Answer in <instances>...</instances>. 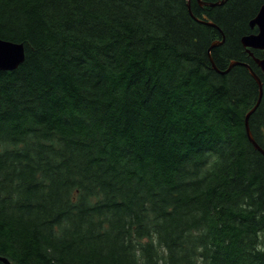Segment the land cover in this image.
Here are the masks:
<instances>
[{
    "label": "trees",
    "instance_id": "16d2710c",
    "mask_svg": "<svg viewBox=\"0 0 264 264\" xmlns=\"http://www.w3.org/2000/svg\"><path fill=\"white\" fill-rule=\"evenodd\" d=\"M262 5L190 0L211 27L187 0H0L24 49L0 71V257L264 264L258 86L219 73L259 77L264 150V51L240 43Z\"/></svg>",
    "mask_w": 264,
    "mask_h": 264
},
{
    "label": "water",
    "instance_id": "95a60500",
    "mask_svg": "<svg viewBox=\"0 0 264 264\" xmlns=\"http://www.w3.org/2000/svg\"><path fill=\"white\" fill-rule=\"evenodd\" d=\"M225 0H219L215 3H208V2H203L201 0H197V3L199 6H206V7H216V6H221L223 5ZM187 7L190 15L193 17L190 9V0H187ZM194 18V17H193ZM197 22L199 23H204L208 26L215 27L214 24L210 23L207 18L204 16L203 19L199 20L197 18H194ZM249 27L250 29L256 28V33L248 34L240 39V43L243 48L246 49V51L249 53L251 57H253L252 53L250 50H260L264 51V5H262L256 16L249 22ZM223 43L222 41H215L211 44V47L208 49V53H210L211 48L217 47ZM24 60V49L22 44H17L9 41H4L0 39V71H12L15 70ZM211 65L214 70L217 71V68L212 62V59L210 57ZM253 61L256 65V67L264 73V58L259 59V58H253ZM242 66L251 75V77L255 80L257 86H258V99L256 104L245 114L244 117V127H245V133L246 137L253 146L255 150H257L261 155L264 156V150L255 142V140L252 137V134L249 129L248 125V119L250 115L257 109L261 96H262V83L259 79V77L255 74V72L252 70V68L245 64V63H238V62H231L228 66V68L223 71L219 72L220 74L224 75L227 72L230 71V69L233 66ZM0 262L3 264H10L9 261L3 257H0Z\"/></svg>",
    "mask_w": 264,
    "mask_h": 264
},
{
    "label": "flooded vegetation",
    "instance_id": "af4514ba",
    "mask_svg": "<svg viewBox=\"0 0 264 264\" xmlns=\"http://www.w3.org/2000/svg\"><path fill=\"white\" fill-rule=\"evenodd\" d=\"M254 29H256V28H254ZM256 33V32H255Z\"/></svg>",
    "mask_w": 264,
    "mask_h": 264
},
{
    "label": "bare ground",
    "instance_id": "6f19581e",
    "mask_svg": "<svg viewBox=\"0 0 264 264\" xmlns=\"http://www.w3.org/2000/svg\"><path fill=\"white\" fill-rule=\"evenodd\" d=\"M253 58V57H252Z\"/></svg>",
    "mask_w": 264,
    "mask_h": 264
},
{
    "label": "rangeland",
    "instance_id": "374dc122",
    "mask_svg": "<svg viewBox=\"0 0 264 264\" xmlns=\"http://www.w3.org/2000/svg\"><path fill=\"white\" fill-rule=\"evenodd\" d=\"M252 34V33H251Z\"/></svg>",
    "mask_w": 264,
    "mask_h": 264
}]
</instances>
